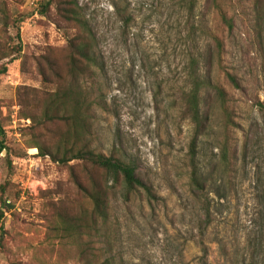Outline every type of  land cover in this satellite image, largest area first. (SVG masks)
Segmentation results:
<instances>
[{"label": "rangeland", "instance_id": "1", "mask_svg": "<svg viewBox=\"0 0 264 264\" xmlns=\"http://www.w3.org/2000/svg\"><path fill=\"white\" fill-rule=\"evenodd\" d=\"M8 1L13 17L24 18L20 39L15 28L9 30L21 54L0 60L7 66L0 75V125L12 151L11 163L7 150L0 154V184L12 204L3 208L0 200V264H84L75 247L47 226L50 195L42 191L66 182L67 171L29 147L31 121L20 117L16 98L20 85L43 87L34 57L46 46L64 48L67 31L53 10L41 14V0ZM82 1L99 33L96 84L107 104L96 112L97 145L135 160L156 193L152 200L145 194L115 200L108 257L113 264H264V12L260 16L255 0H217L235 20L230 30L213 0H198L193 14L188 0ZM116 4L132 15L128 28ZM212 31L223 40L220 54ZM193 56L202 75L228 92L233 120L228 126L215 104L212 128L201 143L200 160L212 176L204 196L209 223L188 185L192 124L182 106L192 86ZM225 144L228 161L222 158Z\"/></svg>", "mask_w": 264, "mask_h": 264}, {"label": "trees", "instance_id": "2", "mask_svg": "<svg viewBox=\"0 0 264 264\" xmlns=\"http://www.w3.org/2000/svg\"><path fill=\"white\" fill-rule=\"evenodd\" d=\"M188 1L189 12L193 14L198 0ZM213 2L221 10L224 24L233 30L234 18L223 11L217 0ZM39 4L42 15L53 10L59 26L67 31L64 48L46 46L34 57L35 71L43 87L20 85L16 90L20 117L31 121L26 129L31 135L29 147H36L40 156L67 171L66 182H58L55 187L42 191V194L50 195L44 218L60 241L75 247L73 249L84 264H113L108 253L113 248L111 211L115 200L128 202L139 194L152 200L156 193L143 179L141 167L135 160L115 147L105 152L97 145L96 112L97 109L106 110L107 104L103 90L96 84L102 58L99 33L88 4L82 0H41ZM255 4L261 16L264 0H255ZM116 14L128 28L132 15L126 7L116 4ZM23 18L22 15L13 17L10 2L0 0V60L21 54L22 45L14 43L12 39L15 38L9 35V30L15 28L20 39ZM210 35L220 54L224 47L221 36L215 31ZM199 61L193 56L188 67L192 86L185 93L182 114L192 124L188 144V185L195 199L203 202L209 223L211 207L204 196L209 191L212 176L201 163V143L212 128L211 108L215 104L226 115L227 125L233 120L228 92L218 81L202 75ZM24 69L27 70L26 61ZM6 72L7 66L2 64L0 75ZM226 75L234 86H240L233 74L227 72ZM207 104L209 107L205 108ZM0 134V154L7 150V159L11 163L12 151L3 137L5 131L1 125ZM222 158L228 161L227 144L222 148ZM0 189L3 208H11L12 204L4 197L5 185L0 184ZM3 208L0 217L4 215Z\"/></svg>", "mask_w": 264, "mask_h": 264}, {"label": "built area", "instance_id": "3", "mask_svg": "<svg viewBox=\"0 0 264 264\" xmlns=\"http://www.w3.org/2000/svg\"><path fill=\"white\" fill-rule=\"evenodd\" d=\"M5 214H8L7 211L5 212Z\"/></svg>", "mask_w": 264, "mask_h": 264}]
</instances>
